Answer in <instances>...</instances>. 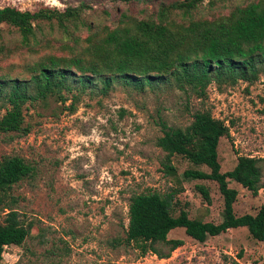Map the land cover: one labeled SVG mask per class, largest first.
<instances>
[{
	"label": "rangeland",
	"instance_id": "1",
	"mask_svg": "<svg viewBox=\"0 0 264 264\" xmlns=\"http://www.w3.org/2000/svg\"><path fill=\"white\" fill-rule=\"evenodd\" d=\"M170 1L0 0V7L31 11L41 4L84 5L76 28L68 25V35L54 20L34 21L36 41L30 40V45L35 51L20 45L14 27L0 24V74L24 77L26 64L44 54H66L61 45L76 46L74 37L83 45L86 35L149 17L160 2ZM247 1L204 0L192 15H225ZM94 92H81L72 109L70 99L63 104L51 97L27 102L22 122L27 132H0V159L17 156L31 167L5 200L31 226L20 245L4 246L0 264H264V242L251 238L245 227L229 228L203 241L185 235L182 228L171 229L167 238L180 239L182 244L167 258L150 252L140 255L123 240L128 198L135 193L176 188L175 207L185 208L189 218L213 223L222 218L217 184L182 175L189 168L207 172L206 166L175 154L171 157L175 175L163 173V151L156 146L161 123L184 127L194 111L207 109L229 131L217 142L219 170L231 169L238 155L263 158L260 181L264 184V72L249 84L239 81L217 87L210 83L201 98L171 86L137 91L115 84L104 95ZM196 185L207 189L209 202ZM227 185L237 191L232 204L235 215L253 214L264 204V187L252 195L230 179Z\"/></svg>",
	"mask_w": 264,
	"mask_h": 264
},
{
	"label": "trees",
	"instance_id": "2",
	"mask_svg": "<svg viewBox=\"0 0 264 264\" xmlns=\"http://www.w3.org/2000/svg\"><path fill=\"white\" fill-rule=\"evenodd\" d=\"M203 1L160 2L153 15L88 34L83 45H78L74 37L76 46L61 45L66 54H44L26 64L24 77L0 74V132H27L22 125L25 103L51 97L63 104L70 99L72 109L86 89L104 95L115 84L137 91L171 86L201 98L210 83L218 87L254 82L264 72V0L235 5L225 15L194 17L192 12ZM83 7L41 4L31 11L4 5L0 7V24L14 27L20 45L35 51L30 45V40L36 41L34 21L54 20L68 35V25L76 28ZM161 132L156 146L163 151V173L175 175L171 163L175 154L194 165L206 166L207 172L189 168L182 175L217 184L223 199L222 218L217 223L189 218L185 208L175 207L176 188L166 193H135L127 202L124 242L133 245L140 255L150 252L158 258H167L182 244L180 239L167 238L174 228H182L185 235L203 241L229 228L245 227L251 238L264 242V204L253 214L235 215L232 204L237 191L227 185L230 179L255 195L264 187L260 181L263 158L238 155L233 167L221 172L216 146L220 137L229 136L228 126L207 109L194 111L184 127L161 123ZM30 171L20 157L0 159V259L4 246L20 245L29 232L31 223H23L5 200L12 185ZM196 189L209 202L207 189L203 185H196Z\"/></svg>",
	"mask_w": 264,
	"mask_h": 264
}]
</instances>
